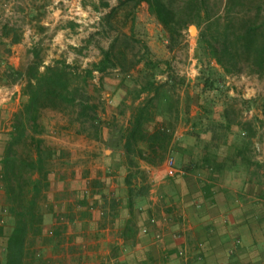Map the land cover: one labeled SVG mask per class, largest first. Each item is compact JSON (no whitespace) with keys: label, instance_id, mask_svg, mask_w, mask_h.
I'll use <instances>...</instances> for the list:
<instances>
[{"label":"trees","instance_id":"1","mask_svg":"<svg viewBox=\"0 0 264 264\" xmlns=\"http://www.w3.org/2000/svg\"><path fill=\"white\" fill-rule=\"evenodd\" d=\"M116 1L117 6L112 8L108 0H100L110 9L103 19L110 22L121 10L130 11V37L135 33V11L142 4L147 5L149 14L168 35L170 49L185 40L190 26L198 29L196 59L199 76L193 89L199 114L186 120L193 129L190 136L201 140L206 132L212 131L214 138L220 141L222 135L219 131L229 133L234 127L238 129L235 150L227 157L226 163L217 164L213 155L208 154L203 159V167L222 171L236 165L237 161L246 167L258 166L253 142L257 135L254 122L243 121V112L237 108L238 101L227 96L224 83L227 77L244 74L264 78V0ZM10 34L14 35L11 43H17V30L5 25L3 37ZM119 40L115 38L107 49L101 50L98 62L81 70L77 64L65 60L45 65L36 49L31 50V64L24 70L14 69L7 61L11 50H0V84L22 82L24 97L21 109L13 115L11 131L0 154V190L4 201L0 206V237L3 239L0 264H44L41 249L47 244H53L57 249L64 242L65 226L60 222V216H55L50 227L45 226L42 202L50 185L52 169L56 162L65 158V152L46 144L41 138L44 111L65 113L66 108L75 109L76 121L80 124L78 134L124 153L131 207L134 199L142 201L147 195V186L136 188L132 185L137 175L145 174L140 163L151 168L159 167L173 152L175 126L181 112L189 113L190 98L181 109L178 86L169 76L172 72L169 62L155 61L144 45L145 56L128 63L127 53L123 50L125 46L122 47ZM141 64L139 79L129 81L128 72ZM109 71L123 75L121 89L124 95L120 106L126 109L120 114L126 116L129 113L125 128L109 122L102 127L104 121L100 118L99 106L91 101L87 92L95 73L105 75ZM159 75L168 78L160 83L157 80ZM216 99H220V108H223L220 124L215 123V116L221 110L216 108ZM254 102L241 101L242 104ZM197 127L200 128L198 131ZM202 143L206 151L204 139ZM191 166L185 168L187 173L193 171Z\"/></svg>","mask_w":264,"mask_h":264},{"label":"crops","instance_id":"2","mask_svg":"<svg viewBox=\"0 0 264 264\" xmlns=\"http://www.w3.org/2000/svg\"><path fill=\"white\" fill-rule=\"evenodd\" d=\"M6 1L0 0V14L12 11L25 19L22 22L0 17V50H11L7 58L11 67L24 70L27 52L33 57L31 50L49 46L48 41L52 47H59V53L84 60L87 66L85 51L77 46L83 35L73 22L65 18V28L55 33L59 17L38 16L42 6L47 12V4L40 0L29 1L30 4L25 0ZM5 25L17 30V43H11L13 34L3 37ZM75 50L78 52L73 54ZM80 50L83 55L78 54ZM100 59L101 55L94 62ZM44 64L47 65L45 61ZM15 84H0V97ZM22 89L23 84L14 97L18 109L13 112H18L24 102ZM186 97L198 108L191 114L190 105L188 114L180 113L171 155L178 157L176 162L184 171L191 165L193 171L170 179L164 163L156 168L140 163L149 172L151 187L142 201L134 199L133 207L131 187L126 182L128 169L120 150L92 141L91 146L77 149L83 152L79 157L74 158L72 153L67 174L62 171L59 178L51 174L50 184L53 182L56 189L61 186L55 192L65 197L61 213L69 221L65 225V264H264V161L257 156L258 166L246 167L237 161L222 171L203 167L208 154L213 155L217 164L226 163L235 150L238 129L234 127L229 133L219 131L220 141L212 131L206 132L202 138L204 151L202 139L190 136L193 129L186 121L199 114L197 96L189 93ZM180 101L184 103V98ZM220 107L216 106L221 110L215 116V123L219 124L223 110ZM249 120L252 117L243 119ZM10 131L11 126L4 133ZM257 138L258 134L253 139L256 150ZM170 184L178 189V203L167 201L166 188ZM75 250L78 253H73Z\"/></svg>","mask_w":264,"mask_h":264},{"label":"rangeland","instance_id":"3","mask_svg":"<svg viewBox=\"0 0 264 264\" xmlns=\"http://www.w3.org/2000/svg\"><path fill=\"white\" fill-rule=\"evenodd\" d=\"M29 1L34 0H25L24 3L30 4ZM40 1L47 4V12L42 6L41 12H38V16H58L59 22L56 26L57 28L55 27L54 29L55 33L56 31H60V29L65 28V23H63L65 18L68 22H70L67 17L68 10L70 8L68 2H71V0ZM6 2H8V0ZM81 2L85 9L91 10L94 13L102 12L106 15L110 11L109 8L102 5L100 0H81ZM108 3L112 8L116 7L118 4L116 0H108ZM4 9L5 11L7 10V8ZM129 12L130 11L121 10L118 15L110 20V22H105L103 19L99 28L92 27L91 30L84 29L82 31L77 28L79 33L83 35V39L77 43V46L85 51L84 55L82 53L83 50H80V53L78 54L85 56V58L89 60L87 64L88 66L95 60H98L102 49H107L115 38H119L120 45L122 47L125 46L123 50L127 53L126 61L128 63H133L145 56L143 47L146 45L150 51L151 57L155 61H167L171 64L172 72L169 76L172 77L173 81L178 86V98L182 97L184 98V102L185 100L187 101L186 95L194 93L192 82H196V79L199 76V62L196 59L198 29L194 26L196 28L195 32L193 33L191 29V33L190 28L193 25L190 26L186 32L185 40L179 41L173 49H170L168 35L149 14L146 4H142L135 11V33L133 37H130L132 17L130 15L128 16ZM0 17L15 18L19 21L21 20L22 22L25 21L23 16L13 14L12 11H9V13H1ZM49 39L51 40L52 38ZM48 45L49 46L42 47V49L40 48L38 50L39 53H41V60L43 59V62L45 61L47 64H51L56 60H65L67 63L77 64L76 66L80 68V70L87 67L83 64L85 62L84 60L69 57L68 54L65 55V52L59 53V47H52L51 41L50 43L48 41ZM95 50L100 52L99 55L97 54V51L95 52ZM77 52L78 51L75 50L73 54H76ZM28 54L29 53L27 52L26 59H24L23 63L24 66H28L33 62V57L28 56ZM212 66L218 70V67L214 63ZM142 67L143 66L141 64L129 71L127 79L131 82L138 80ZM122 78L123 75L121 73L109 71L105 75L95 73V77L89 81V88L87 92L91 97V101L95 102L99 106L98 112L100 118L104 121V125H102V127H104L105 123L107 124L108 122L119 127L121 126L122 128H125L127 125L128 112L126 116H122L120 114L121 110L126 109V107L120 106L124 95V90L121 89ZM167 78V75H159L157 80L158 82L163 83ZM224 90L227 92V96H230L238 101L237 108L243 112L244 118L252 117V120L247 122H254L256 133L258 134V149H255V155L264 161V78L259 79L256 76H250L247 74L237 77H227L224 83ZM242 100H255V102L252 104H242ZM216 102L217 106L220 107V99H216ZM190 105L191 103H189V106ZM196 105L197 104L194 106L191 105V114L197 111L198 107ZM249 107L250 109H248ZM181 108H184V103L181 104ZM16 109H18V102L16 101V98H13L8 103H4L0 106V154L2 153L3 142L8 137V133H4V130H7L9 126H11L13 115L16 113L13 112V110ZM41 124L44 128V133L41 138L45 140L46 144L58 147L65 152V158L56 162L54 168L52 169V174L59 178L62 171L63 174H67V171L69 170L68 168H70L68 165L71 162L72 153L74 158L79 157L83 154V152L81 154V151H78L77 149L82 148L83 146L89 147L91 146L92 141L94 142L95 140L88 138L86 135L78 134L80 124L76 121V110L73 108H66L65 113L46 110L42 113ZM181 128H183V124L181 125ZM149 129H152V126H150ZM89 130L91 133L92 130ZM104 133L106 134V130ZM174 156L178 159L176 155ZM143 170L145 171V174L142 173L137 175L136 179L133 180L132 185L136 188L147 186L148 190L146 193H148L151 187L150 175L148 170ZM187 183L185 184V187H187ZM57 189L61 190V186L59 188L57 187ZM57 189L55 188V184L52 182L49 185V188L45 191V199L42 202L45 213V226L47 228L54 223L56 215L62 218L60 222L64 223L63 226L69 222L65 214L61 213L62 209L65 208V197L58 196L59 194L55 192ZM166 190L168 193L167 201L170 203H173L174 201H177L178 203L180 201L178 199L179 197L177 198L178 189L174 184H170ZM2 201L3 199L0 193V204ZM63 234L64 242L59 244L57 249L53 244H47L45 248L41 249L42 256H44L45 259L44 262H46L44 264H65V231ZM2 242L3 239L0 237V247ZM76 252L78 253L77 250H75V252L73 251V253Z\"/></svg>","mask_w":264,"mask_h":264},{"label":"built area","instance_id":"4","mask_svg":"<svg viewBox=\"0 0 264 264\" xmlns=\"http://www.w3.org/2000/svg\"><path fill=\"white\" fill-rule=\"evenodd\" d=\"M68 3L70 8L68 10L67 18H69V21L73 22L80 31L84 29L91 30L92 27L99 28L105 13H94L91 10L85 9L81 0H71V2ZM22 84V82H17L14 87L7 90L5 94L0 97V106L17 96ZM164 166L166 169V175L170 179L185 175V171L178 166L176 159L172 155H168L164 162ZM182 254H184V252Z\"/></svg>","mask_w":264,"mask_h":264},{"label":"water","instance_id":"5","mask_svg":"<svg viewBox=\"0 0 264 264\" xmlns=\"http://www.w3.org/2000/svg\"><path fill=\"white\" fill-rule=\"evenodd\" d=\"M191 29H193V30L195 31L196 28H195L194 26H192V27L190 28V32H191ZM191 33H192V32H191Z\"/></svg>","mask_w":264,"mask_h":264},{"label":"bare ground","instance_id":"6","mask_svg":"<svg viewBox=\"0 0 264 264\" xmlns=\"http://www.w3.org/2000/svg\"><path fill=\"white\" fill-rule=\"evenodd\" d=\"M192 32L194 33L195 31L192 29Z\"/></svg>","mask_w":264,"mask_h":264}]
</instances>
